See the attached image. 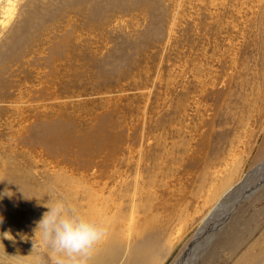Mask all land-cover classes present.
I'll use <instances>...</instances> for the list:
<instances>
[{
    "label": "rangeland",
    "instance_id": "rangeland-1",
    "mask_svg": "<svg viewBox=\"0 0 264 264\" xmlns=\"http://www.w3.org/2000/svg\"><path fill=\"white\" fill-rule=\"evenodd\" d=\"M258 4L0 0V264H27L48 195L78 210L90 193L141 197L154 264H175L211 217L190 264L264 250V182L248 180L264 163Z\"/></svg>",
    "mask_w": 264,
    "mask_h": 264
},
{
    "label": "bare ground",
    "instance_id": "bare-ground-1",
    "mask_svg": "<svg viewBox=\"0 0 264 264\" xmlns=\"http://www.w3.org/2000/svg\"><path fill=\"white\" fill-rule=\"evenodd\" d=\"M258 2L257 14L258 10L260 11L258 19H261L264 23V0H258ZM256 178H258L257 183H259V185L264 182V163L255 170L252 176H249L248 180L253 181ZM256 187V184L254 186L252 185L247 187L243 197L249 196L250 192ZM251 188L252 190L248 191ZM240 192H238V194L236 193L238 198L240 196ZM243 197H241V199ZM140 199L141 197H138L135 199L137 203L128 205L123 198L121 200L118 198L117 200L113 199L111 201L108 200V198L103 197L101 204L97 202L94 194H87L86 201L84 203L85 206H83L82 209H79V211L97 221L106 222L109 225L108 238L98 246L93 258V264H154L156 262V258L151 254V249L153 248V245H155L154 247L159 246L158 240H161V235L158 236L159 238L157 240L156 238H152V236L145 234L146 229L153 221H155V218L149 217V207L147 204H144L145 201H142L141 203ZM237 200L235 201L234 199L224 205L225 209L228 208V210L223 213V218L224 214L228 215L230 213ZM139 211L144 212V214L140 217L141 222H138L137 220V214ZM3 216V214L0 216V223L1 221L4 222L2 219H5V217ZM211 218L208 220H206L207 218L205 219L206 221H204L205 223L200 229V233L195 236V244H191L186 252L183 251L184 253L181 254V257L175 262V264H190L192 256L202 245V239L208 234V232L211 231V229L214 228V225L218 221H212ZM172 220H170V223L164 229L168 228V230L171 231L170 224L173 222ZM157 249L158 248L154 250V256L157 255ZM249 261L250 264H264V250L260 251L258 255L249 258ZM159 264H161V262Z\"/></svg>",
    "mask_w": 264,
    "mask_h": 264
},
{
    "label": "clouds",
    "instance_id": "clouds-1",
    "mask_svg": "<svg viewBox=\"0 0 264 264\" xmlns=\"http://www.w3.org/2000/svg\"><path fill=\"white\" fill-rule=\"evenodd\" d=\"M47 197L42 203L47 210L35 222L27 264H93L98 246L108 238L109 225L80 212L63 197ZM4 237L13 239L10 233Z\"/></svg>",
    "mask_w": 264,
    "mask_h": 264
}]
</instances>
